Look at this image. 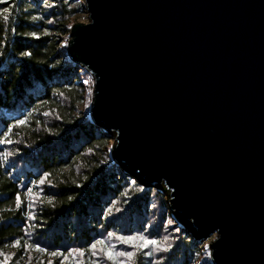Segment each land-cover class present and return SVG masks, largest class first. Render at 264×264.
I'll return each mask as SVG.
<instances>
[{"label":"water","instance_id":"water-1","mask_svg":"<svg viewBox=\"0 0 264 264\" xmlns=\"http://www.w3.org/2000/svg\"><path fill=\"white\" fill-rule=\"evenodd\" d=\"M67 55L112 161L214 264H264V0H85Z\"/></svg>","mask_w":264,"mask_h":264},{"label":"trees","instance_id":"trees-1","mask_svg":"<svg viewBox=\"0 0 264 264\" xmlns=\"http://www.w3.org/2000/svg\"><path fill=\"white\" fill-rule=\"evenodd\" d=\"M80 8L86 10L85 2ZM77 11L63 0H0V139L11 141L0 143V261L61 264L63 257L51 252L84 249L83 257L64 264H162L152 249L119 239L142 235L164 241L163 264H196L204 239L169 225L166 195L115 164L110 132L80 110L93 78L61 45ZM45 173L51 175L39 184ZM17 239L19 247L13 246ZM100 240L135 255L109 260L98 244L93 256L90 245ZM36 243L48 253L24 247Z\"/></svg>","mask_w":264,"mask_h":264},{"label":"snow or ice","instance_id":"snow-or-ice-1","mask_svg":"<svg viewBox=\"0 0 264 264\" xmlns=\"http://www.w3.org/2000/svg\"><path fill=\"white\" fill-rule=\"evenodd\" d=\"M3 11L4 12H8L9 10L7 8H5ZM3 19L4 20H8L9 17L8 16H4ZM69 27H71V26H69ZM13 31H14V29H13ZM32 35L36 36V33H32ZM25 55H31V53H25ZM17 123L20 124V125H23L24 123H26V121L25 120H20V121H17ZM10 131H11V129H9V132ZM7 135H8V133H5V136H7ZM10 142L11 141H9V140L0 139V143H10ZM50 175H51L50 173H45L44 177H42L40 179L39 184H43L45 182V179L48 176H50ZM49 183H51V182L49 181ZM27 193L28 194L32 193V188L31 187H29L27 189ZM15 200H16V207L20 208L21 203H22L20 193H18V192L16 193ZM32 206H33L32 204H28V207H32ZM28 216L31 219H35V216L32 213H28ZM169 223H171V221H169ZM111 235H113V234L109 233V236H111ZM137 238L143 242L142 244L139 245V247H141V248L147 247L148 245H156V246H158V241H156V240H148L142 235L139 236V237H123V236L119 237V239L121 241H123L124 243H134V241ZM98 244L104 246V247H102L100 249V251H102L104 253V255L107 256V258L109 260H114L115 261L116 256H126V257L131 258V257H133L135 255L134 252H119V253L114 252L112 247H108L106 245L105 241L100 240V241H96V242H94V243H92L90 245V249L92 250L91 254L93 256L97 254L96 250H97V245ZM13 246L19 247L20 246V240L19 239L15 240L13 242ZM24 247L26 249H30V248L34 247L37 252H42V253H48V251H49L47 248L41 247V245L39 243H36L34 245L33 244H26ZM77 254H78L79 257H83L84 254H85V250L84 249H72V250L69 251L68 255H65L63 252H59V251L50 253V255H52V256H57V255L62 256L63 260L61 261V264H64V262L69 260L70 257H72L73 255H77ZM0 255H3V253L0 252ZM148 255H151V253H148ZM4 264H7V257L5 258ZM48 264H52V262L49 261ZM74 264H83V262L81 260H76V261H74ZM96 264H98V262H96ZM116 264H124V262L123 261H117Z\"/></svg>","mask_w":264,"mask_h":264},{"label":"rangeland","instance_id":"rangeland-1","mask_svg":"<svg viewBox=\"0 0 264 264\" xmlns=\"http://www.w3.org/2000/svg\"><path fill=\"white\" fill-rule=\"evenodd\" d=\"M64 2L68 3V5L71 7V8H78V11L77 13L74 15V17L72 18V23H75V22H84V23H88L90 18H89V14H88V11L87 9L86 10H82L80 8V5L82 3L85 2V0H63ZM69 32L68 34L62 38L61 40V45L63 48L66 49V52L65 54H67V44H68V41H69ZM68 56V55H67ZM69 57V56H68ZM70 59V58H69ZM71 60V59H70ZM86 70V69H85ZM87 71V70H86ZM80 72V71H79ZM88 72V71H87ZM81 73V72H80ZM89 73V72H88ZM93 88V87H92ZM91 102H92V89H90V93H89V96L87 97V100L85 103L81 104L80 105V110H86L89 114V118H90V109H91ZM114 143V139H112L110 141V144H109V153H110V149H111V146L112 144ZM171 212V211H170ZM172 215V214H171ZM173 217V220L174 222H171L169 225L172 226V228H175L177 229V221L176 219L174 218V216L172 215ZM136 237V236H134ZM145 237V236H144ZM146 239L148 240H152V239H149V237H145ZM215 239V234H211L210 238L204 243V245L202 246V251H203V255H201L200 259L196 262V264H214L212 259H211V256H210V247H209V244ZM155 240V239H154ZM158 241V246L156 245H148L147 247H144L142 249H152L154 251V254L155 255V260L158 261V263H164V261H166L167 259V255H161L160 253H166L168 251V247L161 241L159 240H156ZM143 242L141 240H139L138 238L134 241V243H128V245H135L136 247H139L140 244H142ZM141 248V247H140ZM127 252V251H125ZM150 253V252H149ZM147 257L151 256V255H148V253L146 254ZM0 264H4V262L0 261Z\"/></svg>","mask_w":264,"mask_h":264}]
</instances>
